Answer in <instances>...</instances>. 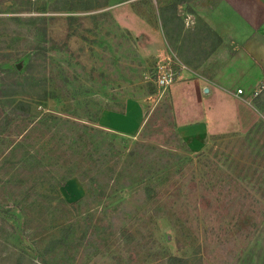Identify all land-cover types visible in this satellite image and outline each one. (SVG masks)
<instances>
[{
    "label": "rangeland",
    "instance_id": "374dc122",
    "mask_svg": "<svg viewBox=\"0 0 264 264\" xmlns=\"http://www.w3.org/2000/svg\"><path fill=\"white\" fill-rule=\"evenodd\" d=\"M89 1L0 0V90L32 114L8 124L0 102V264H264L263 67L206 35L217 0ZM133 99L144 118L120 132L142 113ZM207 111L228 131L191 151L177 119Z\"/></svg>",
    "mask_w": 264,
    "mask_h": 264
},
{
    "label": "crops",
    "instance_id": "0c3cea01",
    "mask_svg": "<svg viewBox=\"0 0 264 264\" xmlns=\"http://www.w3.org/2000/svg\"><path fill=\"white\" fill-rule=\"evenodd\" d=\"M201 16L206 21L205 23H207L220 38V40H218V45L226 42L237 45L242 55L255 57L260 63V67H263L260 69H264V57L262 56L264 55V0H217L210 9H206L205 13L202 12ZM201 35H203V33ZM204 38H206V36ZM184 69H186V66ZM182 79L180 78L181 83H187V81ZM193 82L196 89L197 86L201 84V88L206 89V84H208L209 81L206 77L202 76L199 80L195 79ZM219 86L220 85L216 84V87ZM205 91H207V89ZM229 93L237 99L236 101H238L241 110H245L247 113L246 109L249 107L243 104L245 103L244 101L240 100V94L234 91H230ZM130 100L131 99L128 98L125 102H129ZM134 101L133 99L132 102L134 104L131 109H139V111L142 112L141 115H137L136 127L134 129L117 127L120 132L134 133L141 125L144 114L142 108L136 105L139 101ZM247 103H249V101H247ZM128 110L129 107L126 105L124 113L119 114L126 118L129 113ZM175 113H177L176 110ZM108 114L110 115L113 113H108V110L102 112L100 122L108 128H115L104 120V116ZM211 120V114L208 111L203 113L202 118L198 121L187 120L180 122L177 119V130L180 136L186 141L191 151H200L204 148L212 134L228 131L225 128H221L220 125H210Z\"/></svg>",
    "mask_w": 264,
    "mask_h": 264
},
{
    "label": "trees",
    "instance_id": "16d2710c",
    "mask_svg": "<svg viewBox=\"0 0 264 264\" xmlns=\"http://www.w3.org/2000/svg\"><path fill=\"white\" fill-rule=\"evenodd\" d=\"M60 1H63L65 3V6L62 9L73 10V9L79 8V6L75 2V0H60ZM28 2L30 3V0H28ZM106 2H107V0H91V2L89 4L84 5L82 8L88 10V9H93L95 7H102L103 5L106 4ZM178 4L179 3L174 1L173 3H171V4H169V5H167L165 7L166 12L168 11L170 16L166 17L165 14H163V20H164L163 26H164V28H166V34L168 36V40L170 41V43H174L176 41V38L181 34V31H182L181 25L180 24L178 25V22H176V18L178 19V16H179V14H178ZM26 9H31L29 4H28ZM55 9H57V8H55ZM170 23H175L176 24L175 27H174V29L176 28V34L173 37L170 34L171 31L169 29H167V27H168V25ZM204 25H205L206 29L209 32V33H206V35H208L210 37V33L213 32L212 34L215 35L216 39L220 40V38L218 37L216 32L214 30H212V28L207 23H204ZM202 33H203V30L201 31V34ZM205 39L206 38H203L202 41H204ZM6 89H8V88H2L1 87V90H0V102L2 103V105H1L2 106L1 113H2V111H5L3 107H8L9 106V107H11V110L9 112L5 113V114L3 112L1 114V116L4 115V116H2V119L3 118L7 119V123L9 124L10 119L13 117L14 113L16 114V111H17V115H21L22 118H24V117L30 118L32 116V114L31 113H27L24 110V108L26 106H29V104L25 100L16 99L13 94H11L9 92H6ZM49 117L54 119V120H58L60 122V117L58 115L51 114V115H49ZM33 122H35V117H34ZM61 122L65 123L66 125H68V124L77 125V123L69 121V120H62ZM78 138H79V136L76 137V139H78ZM68 143H69L70 146H72V145H74L75 142L70 140ZM75 146H77V145H75ZM12 150H14V149H12ZM75 150H76V147L72 148V151L74 153H76ZM16 151H17V149H15V153H16ZM9 154L10 153L5 155V157L3 158L1 164L5 165V160L8 161ZM72 159H73L72 157L68 158V163H69V165H71V167H70L71 169L74 166V164H70V163H72ZM10 169H11L10 167H7L5 165L4 173L5 174L9 173ZM51 243L54 244V242H51ZM170 261H171L172 264H178V263H182L184 261V259L179 258L178 256H171L170 257Z\"/></svg>",
    "mask_w": 264,
    "mask_h": 264
},
{
    "label": "built area",
    "instance_id": "2783aa9c",
    "mask_svg": "<svg viewBox=\"0 0 264 264\" xmlns=\"http://www.w3.org/2000/svg\"><path fill=\"white\" fill-rule=\"evenodd\" d=\"M181 68H185V65H181ZM176 75L177 72L174 71L171 67L168 68L165 72L161 73L158 77H157V83L159 86H169L170 84H172L175 79H176ZM239 92H242V89L238 90Z\"/></svg>",
    "mask_w": 264,
    "mask_h": 264
},
{
    "label": "water",
    "instance_id": "95a60500",
    "mask_svg": "<svg viewBox=\"0 0 264 264\" xmlns=\"http://www.w3.org/2000/svg\"><path fill=\"white\" fill-rule=\"evenodd\" d=\"M207 89V88H206Z\"/></svg>",
    "mask_w": 264,
    "mask_h": 264
}]
</instances>
